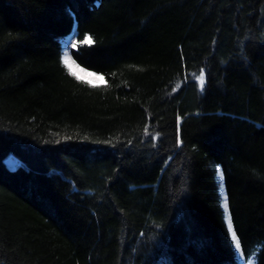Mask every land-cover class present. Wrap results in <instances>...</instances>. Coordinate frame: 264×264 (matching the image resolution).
<instances>
[{
    "label": "trees",
    "instance_id": "1",
    "mask_svg": "<svg viewBox=\"0 0 264 264\" xmlns=\"http://www.w3.org/2000/svg\"><path fill=\"white\" fill-rule=\"evenodd\" d=\"M241 257L264 264V0H0V264Z\"/></svg>",
    "mask_w": 264,
    "mask_h": 264
},
{
    "label": "snow or ice",
    "instance_id": "2",
    "mask_svg": "<svg viewBox=\"0 0 264 264\" xmlns=\"http://www.w3.org/2000/svg\"><path fill=\"white\" fill-rule=\"evenodd\" d=\"M79 43H81L83 45H87V46H93L95 44V40L93 39V37L91 35H86L84 37V39L82 41H80ZM69 44H70L71 48H73V49L77 47V44H73V43H71V41H69ZM62 64L65 67V69L67 70L69 75L74 77L77 81L85 83V84L89 85L90 87H93V88L98 87L99 85L96 82L104 79V77L101 74H99L98 72L88 71L87 68L80 67V65L77 64L76 61L72 59L71 55L69 54V51L64 52L63 57H62ZM198 79H199L201 90H203L204 84H205V73L203 71H201L199 73ZM147 131L148 130L146 128L145 132L147 133ZM217 176L219 177V179L221 181L220 189H221V192L223 193V191H224V183H223L224 175H223V171L219 168V166H217ZM222 207L224 210L226 226H227V230L230 234L231 241L233 242L235 248L237 250H239L241 247V244H240V240L237 236V233L234 229L231 213L229 210V201H228V197L226 194H224V196H223Z\"/></svg>",
    "mask_w": 264,
    "mask_h": 264
},
{
    "label": "rangeland",
    "instance_id": "3",
    "mask_svg": "<svg viewBox=\"0 0 264 264\" xmlns=\"http://www.w3.org/2000/svg\"><path fill=\"white\" fill-rule=\"evenodd\" d=\"M74 38H75V33L73 32V33H71V34L69 35V37H68V41L65 42V44H64L65 46H64L63 54H64L65 51H69V54L71 55L69 41H71V43H73V42H74ZM73 44H74V43H73ZM63 54H62V55H63ZM71 57H72V59L74 60V58H73L72 55H71ZM80 67H81V66H80ZM82 68H83V67H82ZM88 71H90V70H88ZM95 72H97V71H95ZM98 73L101 74V75L103 76L102 73H100V72H98ZM103 82H105V77H104L103 80L97 81L96 83H103ZM198 82H199V79H198ZM199 84H200V83H199ZM5 162L8 163L9 165H15L16 158H14L13 156L7 157V158L5 159ZM219 168L221 169V167H219ZM218 178H219V177H218ZM220 183H221V181H220ZM220 190H221V189H220ZM224 192H225V189H224V191H223L222 194H224ZM237 252H238V255L240 256V249L237 250ZM241 259H242V257H241ZM242 263H243V264H254L253 261H248V262L245 263L243 259H242Z\"/></svg>",
    "mask_w": 264,
    "mask_h": 264
}]
</instances>
